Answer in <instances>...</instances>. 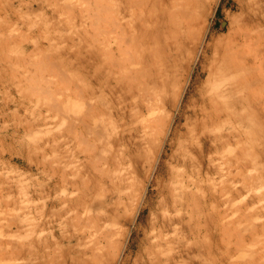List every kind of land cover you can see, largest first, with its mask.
<instances>
[{
  "label": "bare ground",
  "instance_id": "bare-ground-1",
  "mask_svg": "<svg viewBox=\"0 0 264 264\" xmlns=\"http://www.w3.org/2000/svg\"><path fill=\"white\" fill-rule=\"evenodd\" d=\"M217 2L219 3L218 0L214 1L216 4ZM112 4L114 16H111L113 17L111 22H103L106 18L96 16L99 18L97 32L99 50L93 62L96 65L95 78L99 94L112 98L110 99L112 104L107 108L110 109V114L115 116L114 124L102 127L92 122L94 112L91 111L94 107L92 108L85 99L91 89L82 85L84 89H81L82 97L79 98L83 99L84 109L77 118L79 129L77 135L81 141L80 145L84 144L86 147L82 154L73 153L77 155L71 161L74 163L73 166L85 170L89 160L98 157L99 151L104 152L106 148L100 149L98 145H93L94 139L99 137L102 141L106 138L105 144H110L109 155L103 158L106 166L112 160V165L120 170L122 161H126L127 156L132 157L133 152L138 154L146 151L147 154L154 156L158 172L165 167L174 168L175 162L176 166L179 165L175 154L172 155L170 163L164 164L160 160L167 153L168 146L174 148L176 138L185 137V133L179 136V127L174 128L175 123L177 121L181 123L184 118L185 124H191L192 120L194 123V132L192 133V129L188 132L192 136L191 139L197 140L192 141V144L198 146L197 156L200 159L198 174L200 177L205 175L209 177L212 174L218 176L215 181L220 186L221 196L225 195L224 176L229 174L228 171L232 169L230 167H233L234 163L240 168L242 146L249 135V140L255 139L259 130V116L264 111V0H234L233 7L238 6V9H241V16L238 18L235 14L232 16L236 28L225 45L217 42V46L214 47L208 40L213 26L207 19V0H112ZM213 4H209L210 13L211 9L218 7ZM97 6L101 11H106L107 6L105 9L104 6L103 9ZM108 31L112 34L110 42L104 35ZM107 41L109 44L106 47ZM40 46L39 43L34 45L36 50ZM26 50L27 47H22L21 52L25 54ZM2 56L3 49L0 47V58ZM8 56L6 53V57ZM23 57L25 58L24 55ZM200 59L202 62L211 60L210 66L208 68L204 66L198 73L199 78L203 72L207 73V84H203L204 88L199 93L192 91L193 95L198 94L199 97L192 107L189 109L187 107V110L183 111L184 99L189 92L188 86L195 76L192 65L200 62ZM66 77L68 79L65 74ZM85 81L90 83L88 77H84L83 82ZM43 92L51 91L45 87ZM68 101L70 103L71 99ZM102 102L101 104H105ZM59 105L53 106L59 109L61 106ZM42 120L39 119L37 122L41 125ZM67 122L73 128V120ZM227 147L236 150L232 158L228 157L225 160L226 155L220 151ZM193 155L192 151V157ZM207 157L210 161H220L216 163L219 166L214 171L211 167H205ZM141 158L140 155L134 161L136 169L139 168ZM123 164L126 166L128 164L127 167L130 165L128 162ZM95 169L97 175L101 176L73 178L67 176L69 172L67 174L62 171L60 175L53 168L48 176L46 206L44 209H37L36 214L31 217L33 220L32 225L30 224L33 226L31 232L35 235L31 242L34 246L32 259H27L28 254L21 246L16 249L20 264H179V259L190 251L189 246L185 247L184 243L192 236V186L201 189L199 184L193 181L192 176L186 179L180 174L166 179L168 183L161 186L162 199L153 207L148 198L149 187H144V182L133 176L130 168H125L127 172L126 174L123 172L122 176L107 174L108 169H105L106 172L98 167ZM203 196L204 205L211 201L216 203L222 201L218 200L216 193L208 192ZM141 204L143 207H139ZM147 208L163 212L158 211L153 217L150 230L145 232L142 240L146 242L144 251L139 257L137 255L134 258L136 235L133 229L129 228V221L132 220L134 226L138 216ZM137 209L135 217L130 216V213ZM3 212L0 210V221L3 219ZM21 217L11 219L7 223L8 229L3 228L2 231L8 234L5 244L15 246L26 234H30L24 228L25 215ZM187 219L190 221L188 234ZM44 232L48 233L45 235ZM184 234L186 239L182 237ZM0 253L4 254L5 251L1 249Z\"/></svg>",
  "mask_w": 264,
  "mask_h": 264
},
{
  "label": "rangeland",
  "instance_id": "rangeland-1",
  "mask_svg": "<svg viewBox=\"0 0 264 264\" xmlns=\"http://www.w3.org/2000/svg\"><path fill=\"white\" fill-rule=\"evenodd\" d=\"M214 1L207 0L206 11L208 23L209 17H211L209 24L213 26L208 39L209 44L213 47L217 46V42H220L221 45L227 43L236 28L235 22H232V16L234 14L236 18L241 16V9H238V6L233 7L234 0H223L221 4V0H218L217 4ZM210 3L211 5L214 3V6L218 5L211 9V13L209 12ZM223 4L225 5L223 6ZM97 5L102 9L103 6L104 9L107 6L106 11L109 12L101 11ZM113 7L112 0H0V47L3 49V56L0 58L2 59L0 60V66H2L0 75L4 77L0 76V80L2 79L0 81V210L4 211L3 222L0 221V252L1 249L5 251L4 254L0 253V264H20L16 249L21 246L28 254L27 259H32L34 246L31 245V242L35 235L31 232V227H33L31 226L33 223L31 217L36 214L37 209H44L46 206L48 176L53 168L60 175L63 172L67 174L69 172L67 176L73 178L76 176H101V174L97 175L95 167L99 169L105 167L101 170L106 172L105 169H108L107 174L113 176H122L121 174L123 172L126 174L127 169L130 168L131 174L144 182V187L150 185L148 198L153 207L157 206L162 199L161 186L168 183L166 179H169L170 176H180L181 174L186 179L188 176H192L193 181L199 184L201 189L192 186V236H190L192 239L188 238L184 243L185 247L189 246L188 250L190 251L185 253V257L179 259V264H264V111L259 116V130L255 139L249 140V135L246 137V143L242 146L240 168L236 163L234 165L232 163L233 167H230L232 169L228 167L232 171L229 170V174L224 176L225 195L223 196H221L220 186L215 181L218 176L212 174L209 177L206 175L200 177L198 174V169H200V159L197 156L198 146L195 143L192 144V141L197 140L191 139L192 136L189 134L191 129L192 133L194 132V123L192 120V123L187 125L184 118L181 123L177 121L174 128L179 127V136L181 133H185V137L176 138L174 140L175 149L168 146L167 153L160 160L164 164L170 163L172 155L175 154L179 165L176 166L175 162L174 168L165 167L158 172L154 156L147 154L146 151L138 154L133 152L132 157L127 156L126 161H122L120 170L112 165V160L109 161L110 165L107 163L106 166L103 158L108 157L110 144H105L107 143L106 138H103L104 141H102V138L99 137L94 139L93 145H98L100 149H106L104 152L103 150L99 151L98 157H96L98 159L89 160L85 170H81L79 167L75 168L76 165L73 166L74 163L71 161L75 158L74 156L82 154V150L86 147L84 144L80 145L81 141L77 135L79 130L77 118L84 109L82 108L83 99L79 98L82 97L83 86L91 89L85 99L92 108L94 107L91 111L94 112L92 122L98 123L97 125L102 127L114 124L115 116H112L108 109L112 104V100H110L112 98L99 94V86L95 78L96 65L93 62V58L99 50L97 45L98 19L104 17L107 20L105 19L103 22H111L113 19L111 16H114ZM69 8L71 13L70 10L68 11ZM228 14H230L229 17ZM104 35L109 42L112 40L109 39L112 36L110 31ZM109 42H106V47ZM35 43L41 45L39 51L35 49ZM22 47L28 48L25 54L21 52ZM10 49L12 50L10 51ZM6 53L7 56L9 53L13 55L9 54V58V56L6 57ZM33 55H37V57H33ZM31 56L33 58H30ZM211 60L205 61V63L200 59V62L196 63L197 65H192L195 76L193 75L188 86L189 92L184 99L183 111L187 110V107L188 109L192 107L199 97L198 94L197 96L193 95V92L199 93L207 84V73L202 71L200 78L198 73L204 69V66L208 68ZM65 74L68 79L65 78ZM84 77H88L90 83L83 82ZM184 78L183 80H185ZM21 84L25 87H22ZM45 87L50 88L51 92L44 93L43 88ZM69 98L71 99L70 103ZM101 99L105 104H101ZM53 103L57 106L60 104L61 111L58 107H54ZM64 114L68 118H65ZM39 119H43L41 125L37 122ZM67 120H73L74 129L70 127L72 125L67 124ZM68 129L73 130L69 131ZM235 150L236 148L227 147L221 149L220 153H224L226 155L224 159L227 160L228 157L232 158ZM229 151L231 152L229 153ZM206 152L208 153V151ZM140 155L142 160L139 168L136 169L134 161ZM99 159L101 160L98 161ZM206 159L205 167H211L212 171L218 168L219 160L216 162V160L210 161L208 157ZM148 160L149 162H147ZM126 162L130 164L129 167H127L128 164L127 166L123 164ZM99 163L104 165H99ZM125 168L127 169L125 170ZM204 191L209 194L216 193L218 200L222 201L218 203L211 201L208 203L209 205H204L203 195L206 194ZM158 211L159 213L163 212V210ZM158 211L147 208L142 215L138 216L136 226L134 225L132 228L136 235V248L133 249L134 258L137 255L139 257L144 251L146 242L142 240L145 232L150 230L152 219ZM22 215H25V218L23 217L24 228L30 234H26L24 239L18 241L15 246L5 244L8 234L2 231L3 228L4 230L8 229L7 223L11 219H20ZM4 219L6 220L4 221ZM2 225L5 226L2 227ZM186 226H188L186 233H190L188 219ZM47 233L44 232L45 235ZM182 237L185 238V234Z\"/></svg>",
  "mask_w": 264,
  "mask_h": 264
},
{
  "label": "snow or ice",
  "instance_id": "snow-or-ice-1",
  "mask_svg": "<svg viewBox=\"0 0 264 264\" xmlns=\"http://www.w3.org/2000/svg\"><path fill=\"white\" fill-rule=\"evenodd\" d=\"M221 2H223V0H221ZM209 23H211V17H209ZM149 189H150V185H149ZM139 207H143V204H141ZM136 211H138V209H137V210H134L133 213L131 214L133 218H134L135 215H136ZM129 228H130V229L133 228L132 220L129 221ZM133 230H134V229H133Z\"/></svg>",
  "mask_w": 264,
  "mask_h": 264
},
{
  "label": "water",
  "instance_id": "water-1",
  "mask_svg": "<svg viewBox=\"0 0 264 264\" xmlns=\"http://www.w3.org/2000/svg\"><path fill=\"white\" fill-rule=\"evenodd\" d=\"M224 22V21H223Z\"/></svg>",
  "mask_w": 264,
  "mask_h": 264
}]
</instances>
